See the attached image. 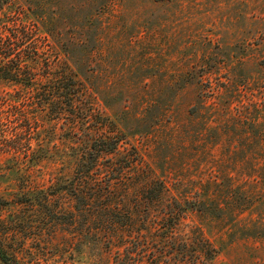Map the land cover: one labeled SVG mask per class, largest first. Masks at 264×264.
Listing matches in <instances>:
<instances>
[{
    "label": "rangeland",
    "instance_id": "374dc122",
    "mask_svg": "<svg viewBox=\"0 0 264 264\" xmlns=\"http://www.w3.org/2000/svg\"><path fill=\"white\" fill-rule=\"evenodd\" d=\"M91 2L102 10L100 0ZM15 7L6 9L4 21H21V6ZM83 17L28 16L40 26L39 35L48 36L37 43L52 64L71 54L81 63L73 38ZM93 19L101 22L95 36L100 52L85 74L99 78L95 105L122 138L112 158L134 147L140 174L163 181L171 196L210 192V204L203 206L211 213L189 212L185 220L219 251L205 264H264V0H113ZM53 22L59 34L51 37ZM34 82L42 87L45 78ZM35 93L0 80V199L7 202L0 210V242L21 264H112L103 241L85 231L84 218L75 229L69 225V212L79 206L69 188L86 126L54 117L51 108L41 111ZM135 94L138 100L131 98ZM206 98L215 100L213 108L200 109ZM169 104L160 114L170 110L165 122L147 136L157 108ZM192 106L196 112L189 115ZM223 108L225 117L243 118L238 136L221 139L214 123L202 126L211 111L215 122L224 118L231 128ZM133 173L131 190L138 181ZM144 198L132 194L128 204L142 206Z\"/></svg>",
    "mask_w": 264,
    "mask_h": 264
},
{
    "label": "trees",
    "instance_id": "16d2710c",
    "mask_svg": "<svg viewBox=\"0 0 264 264\" xmlns=\"http://www.w3.org/2000/svg\"><path fill=\"white\" fill-rule=\"evenodd\" d=\"M17 1L20 3L17 4ZM78 1L0 0V80L19 84L24 89L36 90L37 93L33 96L37 99L36 106L41 111L51 108L55 112L54 117L60 118L64 115L66 116L64 118L70 119L73 124H81L84 128L86 126L79 138L83 141L82 158L75 169V177L69 188L72 200L79 206H76L73 212H69L71 216L69 225L75 229L78 220L84 218L82 224L85 231L91 236L97 235L103 241L107 251L112 254V264H205V260H212L219 251L198 226L185 224V220L189 212L211 213L207 206H203L208 202L210 204V192L196 189L193 192H186L190 198L179 196L182 198L179 199L171 196L163 181L154 178L152 179L155 181L147 180V171L140 174L137 168L142 160L134 147L123 151L126 154L122 158L116 160L112 158L120 153L122 138L113 130L115 124L101 116L99 105H95L102 91L97 84L99 78L93 74L87 77L85 73L86 68L90 67L87 64L96 63L94 59L100 52V45L96 42L95 36L98 33L97 26L101 22L94 20L93 16L99 13L102 16L111 9L113 0H100L102 10L90 6L91 0L87 6H85L87 0H83L84 4L75 5L74 3ZM19 5L23 15L21 21L18 22L15 17L4 21L7 17L6 9L12 10L13 6L17 9ZM74 12L84 15L73 38V43L80 52L79 58H82L79 60L81 63L76 64L78 58L75 57L74 60L71 54L66 62L64 60V63L61 62L59 58L52 64L54 62L50 52L46 54L37 43L40 39L47 41L48 36L41 37L40 26L28 16L44 19L46 13L64 16L72 15ZM11 13L13 14L10 11L9 14ZM9 22L11 26L7 24ZM47 33L51 37L59 34L55 22L47 28ZM58 64L64 65L63 68L60 71H53L52 66ZM35 77L45 78V85L38 88V85L33 83ZM186 86L184 91L187 90ZM131 98L138 100L139 95L135 94ZM207 103H210V106ZM170 104L157 108V116L152 120V130L147 136L165 122V116L170 110L160 114ZM214 104L215 100H201L200 109L209 110ZM152 106L153 104H150L149 109ZM195 108L192 106L189 109V115L196 112ZM222 113L225 117L224 108ZM211 114L209 111V117L203 120L202 126L214 123L216 126L213 129L218 130L219 127L222 131L219 133L222 135L221 139L229 133L231 136L239 135L235 129L243 121L241 116L230 114L225 117L230 120L229 128L228 122L224 123V118L215 122V118L210 117ZM96 119H100V122L95 125ZM89 125L92 126L91 129ZM185 134L188 135V132ZM133 172H138L136 175L138 181L136 187L131 190V182L135 180ZM129 173L131 177L128 176ZM132 194L136 199L139 195L145 197L144 204L142 206L128 204ZM37 201L38 204H44L43 201ZM5 204L7 202L0 199V210ZM156 237H160V240ZM0 261L4 264H21L15 255L6 252L2 242Z\"/></svg>",
    "mask_w": 264,
    "mask_h": 264
}]
</instances>
